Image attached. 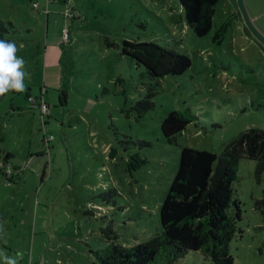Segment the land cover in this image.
<instances>
[{
	"label": "rangeland",
	"instance_id": "obj_1",
	"mask_svg": "<svg viewBox=\"0 0 264 264\" xmlns=\"http://www.w3.org/2000/svg\"><path fill=\"white\" fill-rule=\"evenodd\" d=\"M246 3L264 33V0ZM238 14L236 0H219L210 33L198 37L179 0H0L26 90L49 105L42 115L24 92L0 101V251L17 264H94L112 242H144L161 232L183 147L220 155L240 133L264 130V50ZM125 40L186 54L191 66L153 78L122 54ZM150 92L155 107L139 116L135 103ZM185 108L197 121L171 144L161 123ZM233 189L242 203L233 264H264L255 160L239 159ZM171 264L213 263L189 251Z\"/></svg>",
	"mask_w": 264,
	"mask_h": 264
},
{
	"label": "trees",
	"instance_id": "obj_2",
	"mask_svg": "<svg viewBox=\"0 0 264 264\" xmlns=\"http://www.w3.org/2000/svg\"><path fill=\"white\" fill-rule=\"evenodd\" d=\"M218 1L179 0L186 23L198 37L210 33ZM245 30L249 33L246 27ZM8 33L7 23L0 20V38L13 41L7 37ZM122 54L144 66L146 73L153 78L182 75L191 66L188 55L155 42L125 40ZM28 91H24L25 99L30 107L38 108L42 93L33 98L37 103H32ZM153 95L150 92L145 99L135 103L134 109L139 116L154 109ZM5 96L0 97V101ZM59 100L66 102L65 91L61 92ZM196 121L197 116L191 109H174L163 119L161 130L169 143L177 144L178 134ZM9 155L6 153V158ZM242 156L256 161V175L262 180L263 129L253 127L240 133L220 155L183 147L178 170L160 207L161 232L132 247L112 242L107 248L95 252L97 263L94 264H158V256L162 255L171 264L189 251L201 252L213 264H233L230 243L236 234L242 233L238 226L242 218V203L234 196L233 183L237 180ZM254 208L264 217V192L262 198L255 200Z\"/></svg>",
	"mask_w": 264,
	"mask_h": 264
},
{
	"label": "clouds",
	"instance_id": "obj_3",
	"mask_svg": "<svg viewBox=\"0 0 264 264\" xmlns=\"http://www.w3.org/2000/svg\"><path fill=\"white\" fill-rule=\"evenodd\" d=\"M18 51L16 42L0 38V97L9 92L22 93L26 90L25 79L30 78V74L25 71V60L17 55ZM0 260L3 264H17L14 258L3 251H0Z\"/></svg>",
	"mask_w": 264,
	"mask_h": 264
},
{
	"label": "water",
	"instance_id": "obj_4",
	"mask_svg": "<svg viewBox=\"0 0 264 264\" xmlns=\"http://www.w3.org/2000/svg\"><path fill=\"white\" fill-rule=\"evenodd\" d=\"M240 12V16L244 22L246 29L255 38V40L264 48V33L254 22L248 9L246 0H236Z\"/></svg>",
	"mask_w": 264,
	"mask_h": 264
},
{
	"label": "built area",
	"instance_id": "obj_5",
	"mask_svg": "<svg viewBox=\"0 0 264 264\" xmlns=\"http://www.w3.org/2000/svg\"><path fill=\"white\" fill-rule=\"evenodd\" d=\"M63 36H64V39H67V37H68V32L65 31L64 34H63ZM30 101H31L32 103H37V102H35V100H34L33 98H31ZM38 108L40 109V112H41L42 115H46L47 112H48V109H49V105H48V104L42 99L41 102H39V106H38ZM52 138H53L52 135H50L49 137L44 136V141L47 143V142H49Z\"/></svg>",
	"mask_w": 264,
	"mask_h": 264
},
{
	"label": "crops",
	"instance_id": "obj_6",
	"mask_svg": "<svg viewBox=\"0 0 264 264\" xmlns=\"http://www.w3.org/2000/svg\"><path fill=\"white\" fill-rule=\"evenodd\" d=\"M27 87H28L27 89H29V90H30V88H29V85H27ZM28 92H29V91H28Z\"/></svg>",
	"mask_w": 264,
	"mask_h": 264
}]
</instances>
